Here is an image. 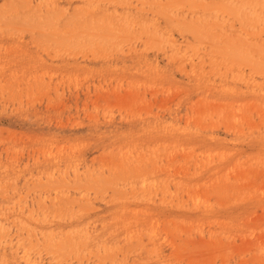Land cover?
Masks as SVG:
<instances>
[{"label":"rangeland","instance_id":"1","mask_svg":"<svg viewBox=\"0 0 264 264\" xmlns=\"http://www.w3.org/2000/svg\"><path fill=\"white\" fill-rule=\"evenodd\" d=\"M0 264H264V0H0Z\"/></svg>","mask_w":264,"mask_h":264}]
</instances>
